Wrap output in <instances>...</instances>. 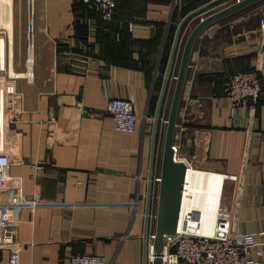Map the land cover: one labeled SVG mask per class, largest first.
Returning <instances> with one entry per match:
<instances>
[{
	"label": "crops",
	"instance_id": "1",
	"mask_svg": "<svg viewBox=\"0 0 264 264\" xmlns=\"http://www.w3.org/2000/svg\"><path fill=\"white\" fill-rule=\"evenodd\" d=\"M212 1L117 0L107 29L96 33L93 18H79L87 27L84 40L73 30L72 0H32L31 82L23 78L26 60L16 66L13 60L15 31L18 43L26 47L28 23L14 29L12 13L11 38L8 30L0 29L6 35L4 69L14 78L5 88L0 76V109L4 92L16 96L11 121L0 119V153L9 160V176L20 181L23 196H39L35 206L11 213L21 244L19 264H68L71 256L143 264L153 117L166 68H160L164 39L170 22L176 30L185 13ZM250 7L210 25L196 39L172 150L175 147L174 158L197 170L194 181L204 178L187 190L196 196L190 207L205 213L208 227L212 228L208 220L217 206L222 175H237L238 183L224 185L223 205H235L236 232L254 234L256 242H264V32L259 31L262 17L249 12ZM28 10L27 0V22ZM203 13L181 32L177 66L188 35L208 16ZM68 45H75V52L89 50L94 61L87 75L71 67L65 54ZM174 71L172 67L171 75ZM248 71L258 72L261 81L253 115L246 108L232 109L223 96L228 77ZM174 84L172 80L173 88ZM111 99L132 102L138 117L132 134L114 130L105 113ZM169 101L168 85L160 117ZM160 126L158 122L157 154ZM160 165L161 159H155L153 175H159ZM9 198L0 193V200ZM0 264H8L5 250H0Z\"/></svg>",
	"mask_w": 264,
	"mask_h": 264
},
{
	"label": "built area",
	"instance_id": "2",
	"mask_svg": "<svg viewBox=\"0 0 264 264\" xmlns=\"http://www.w3.org/2000/svg\"><path fill=\"white\" fill-rule=\"evenodd\" d=\"M240 1V0H239ZM236 0V2H239ZM89 10L99 15L102 22L108 23L112 20L116 7L115 0H82ZM235 2V3H236ZM175 4V0H174ZM29 7V5H28ZM32 20V14L30 15ZM129 29L132 25L129 24ZM259 31L264 32V16L260 19ZM88 40H90L88 38ZM90 45V43H89ZM33 54V27L32 21L29 23L28 10V28H27V58L29 52ZM76 51L75 45H68L65 52L69 59L71 67L80 70L82 74L87 75L93 68V59L86 47ZM26 58V66H27ZM31 63V74L23 78L27 82L33 79ZM28 72V67H27ZM26 72V73H27ZM0 76L3 78L5 88L6 81L9 82L14 78L11 77L5 69H0ZM176 77L172 80L175 81ZM261 94V81L258 72H236L230 75L223 87V96L229 101L232 109L246 108L253 115ZM15 94L4 92L2 96V104L0 109V119L4 123L11 121V117L16 111L14 103ZM106 115L112 119L113 128L116 132L124 134H132L135 131L138 117L134 112V106L127 99H111L109 100ZM167 118H159L160 124L166 126ZM175 153V147L173 148ZM9 160L6 155L0 153V193L10 196L7 200H0V250L7 252L8 264H19V255L21 244L17 238V229L13 224L11 213L19 211L26 205L35 206L39 201L38 195L25 198L22 194L21 183L19 180L9 176L8 173ZM36 170L40 171L41 167ZM223 183L220 195L218 196L217 206L212 211V217L208 220L213 228V234L210 236L198 233V230L204 220L201 214L197 221L189 224L191 214L181 216L179 213L178 228L174 235L164 237L161 260L162 264H262V256L264 251V242H256L254 234L236 232L233 227L235 216V205L225 207L223 205L224 185L228 182L233 185L238 183L237 175H222ZM159 175H153L152 184L158 188ZM14 183V184H12ZM12 187L13 189H11ZM157 193L153 196L152 204L156 201ZM135 204H133L134 207ZM182 207V206H181ZM181 212V208H180ZM156 213L149 214V227L147 245L148 249L152 246L153 230L155 224ZM182 228L179 230V224ZM256 250L255 258L252 251ZM150 255V252H149ZM151 262L150 256L148 263ZM68 264H108L107 261L100 256H71Z\"/></svg>",
	"mask_w": 264,
	"mask_h": 264
},
{
	"label": "water",
	"instance_id": "3",
	"mask_svg": "<svg viewBox=\"0 0 264 264\" xmlns=\"http://www.w3.org/2000/svg\"><path fill=\"white\" fill-rule=\"evenodd\" d=\"M225 0H213L192 12L188 13L179 22L176 27L171 49L169 52L166 68L163 75L160 94L157 100L156 109L153 117V127L151 135V151L149 159V170L147 178L146 196H145V210H144V224L142 234V250H143V264H162L161 256L164 245V237L174 235L178 228V218L183 198V189L186 179L187 167L183 162L174 161V151L172 150L173 135L175 130V123L177 113L181 100V95L186 80L187 71L189 68V59L192 52L193 45L198 36L210 25L217 21L224 19L246 7H249L261 0H240L235 4L225 7L213 14L208 15L200 20L188 35L177 70L175 84L172 92L171 102L168 109L165 135L161 156V165L159 172V184L157 188L156 197V218L153 230L152 252L153 259L148 263L149 252L147 245L149 214L152 206V179L154 174L155 162V139L157 134V126L160 118V112L164 100V96L171 79V71L174 59L177 52V47L180 41L181 32L184 26L195 16L202 12L222 3ZM32 14V9H31ZM30 23V22H29Z\"/></svg>",
	"mask_w": 264,
	"mask_h": 264
},
{
	"label": "rangeland",
	"instance_id": "4",
	"mask_svg": "<svg viewBox=\"0 0 264 264\" xmlns=\"http://www.w3.org/2000/svg\"><path fill=\"white\" fill-rule=\"evenodd\" d=\"M235 2H236V0H225L222 3H220L216 6H213L208 11H205V13H203V14H205V15L213 14V13H215V12L225 8V7H228V6L235 4ZM251 11L254 12L258 17L261 18L262 15H264V0H261L255 4L251 5V7L249 8V12H251ZM13 13H14V20H13L14 29H17L18 25H20L22 23H24L27 26V23H28L27 22V0H13ZM195 23H196V20H195ZM25 31H26V27H25ZM4 32H5V30H4ZM1 34H2V32L0 31V35ZM35 35L36 34L34 33V37H35ZM5 37H6V35L2 34L1 38H0V69H3L4 66H6V47L4 46V43H3L5 41ZM17 37H18V35L15 31V45H14V59H13L15 66L20 61L24 63V60H26V58H27L25 43L20 45L18 43L19 40ZM176 55H177V53H176ZM179 56H180V52H178V57ZM175 58H176V56H175ZM177 65H178L177 63L176 64L173 63V66H172L173 69L175 70L173 72V74L175 73L174 77H176V73L178 70ZM173 74L171 76H173ZM172 78L173 77H171V80L169 82L170 97H172V92H173V87L170 85L172 82ZM174 82L175 81L173 80V83ZM169 100H170V98H169ZM169 105H170V101L168 102L167 108L165 109L164 119L167 118ZM165 127H166L165 125L161 124V126L159 127V131H158V135H160L159 143H158L159 144V150H158V154L155 152V159H157V160L161 159L160 157L162 156V149H163L162 141H163V138L165 135ZM174 157H175V154H174ZM174 161L183 162L186 165V167L188 165L187 163H185L183 160H180V159L176 160V158H174ZM190 166L193 167L192 164H190ZM226 184H228V182ZM156 193H157V187L153 186L152 187L153 196L156 195Z\"/></svg>",
	"mask_w": 264,
	"mask_h": 264
},
{
	"label": "bare ground",
	"instance_id": "5",
	"mask_svg": "<svg viewBox=\"0 0 264 264\" xmlns=\"http://www.w3.org/2000/svg\"><path fill=\"white\" fill-rule=\"evenodd\" d=\"M32 0H28V5H29V18L31 15V8H32V4H31ZM240 2V1H239ZM12 13H13V0H0V29H4L5 31L8 30L10 33V38H11V24H12ZM31 22V20L29 21ZM8 33V32H7ZM33 59H32V52H29V57L27 58V67H28V71L26 75H30L31 74V63H32ZM180 159V158H176ZM195 170L193 169V167H191L189 164L187 165V173H186V179H185V184H184V189H183V198H182V204H181V216H184L185 214H191V220L189 222V224H193L194 221H197L199 218V215L201 214V218L202 220H204L203 224H201L198 233L202 234V235H212L213 234V228L208 227L207 224V216L205 215V213L201 210V209H192L190 207V202L192 200H196V196L193 195L192 193H190L189 190H187L189 188V184L192 185L193 183L195 184H201L204 180L200 179L197 181H194V177H195ZM197 171V170H196ZM199 171V170H198ZM200 175H203V171L200 172ZM188 186V187H187ZM188 191V192H187ZM182 228V223L180 222L179 224V230ZM148 252H150V259H153V252H152V246L150 245ZM165 252V249H163L162 253Z\"/></svg>",
	"mask_w": 264,
	"mask_h": 264
},
{
	"label": "trees",
	"instance_id": "6",
	"mask_svg": "<svg viewBox=\"0 0 264 264\" xmlns=\"http://www.w3.org/2000/svg\"><path fill=\"white\" fill-rule=\"evenodd\" d=\"M115 1H116V7L114 10L112 20L108 23H104L100 20L98 14L89 10L87 5L83 4L82 0H72L71 12L75 17V22H74V26H73L74 32L75 33L77 32L78 34H82L81 38L84 40H87V27L84 23L79 22V18H82V17L83 18H88V17L93 18L97 22L96 33H97V31L99 32L101 30H104V29H107L108 27H110L112 21L115 18V13H116V8H117V0H115ZM187 14L185 13V15H187ZM174 19H175V13L173 15V20ZM173 20H172V22H174ZM96 33H95V37H96ZM174 33H175V26H173V25L171 26V22H170V25L167 29V36L164 39V44H163L164 48H163L162 56L160 59V68L164 67L167 63V58H168V55H169V52L171 49V44H172ZM90 46L91 45H88V47H90Z\"/></svg>",
	"mask_w": 264,
	"mask_h": 264
}]
</instances>
